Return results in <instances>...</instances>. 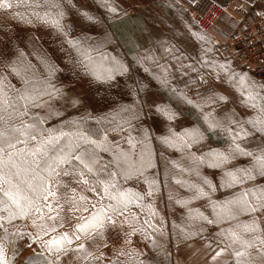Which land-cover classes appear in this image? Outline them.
Segmentation results:
<instances>
[{"label":"snow or ice","instance_id":"snow-or-ice-1","mask_svg":"<svg viewBox=\"0 0 264 264\" xmlns=\"http://www.w3.org/2000/svg\"><path fill=\"white\" fill-rule=\"evenodd\" d=\"M101 6L109 13L118 12L108 0H102ZM20 8L30 14L25 16L18 11ZM0 11L11 13L13 18L29 24L35 19L53 28L75 51L78 58L74 63L94 82L108 83L128 72V66L121 60L99 51L103 45L94 47L88 44L91 37L70 35L71 25L63 22L66 13L59 0H0ZM81 15L94 19L86 12ZM192 35L201 41L198 56L173 54L179 69L187 68L197 73V79L188 83L206 84V75H211L217 81L223 76L224 82L240 94L241 103L254 110V115L243 123L227 116L228 123L224 124L212 112H204L203 108L211 103H226L227 96L209 87L206 91L210 95L197 103L183 91L171 88L173 95L200 110L198 120L202 119L207 125L205 131L220 129L227 134L228 143L224 149L210 148L197 155L191 149L205 139V131L194 126L176 132L169 125L168 134L158 139L168 148L181 153V156L177 160L166 161L164 185L167 187L171 179L191 193L187 198L176 199L177 204L187 207L193 200H203L211 209L209 217L198 209L189 208L187 219L190 225L195 220L209 225H227L219 227V231L214 233L221 238L216 242L218 250L213 249L212 242L204 237V248L211 250L208 253L209 264H217L224 254L229 257L224 264H232L233 260L234 264H264V183L257 182L258 177L264 178V146L252 151L240 143L256 133L264 137V84L252 80L246 72H237L231 61L210 59V54L216 51L212 38L200 33ZM166 51L174 53L178 49L172 45ZM94 52L95 56L92 55ZM23 55L21 52L20 56ZM186 59H191L193 63H180ZM41 63L44 64L43 73L36 71L30 62L24 63L19 58L5 63V67L20 80L19 88L12 85L6 75H0V264H13L15 255L11 259L7 256L6 243L15 246L16 239L23 238L25 234L41 249L27 258L26 264H60L61 256L69 251L75 252L83 264H94L101 257L88 252L85 243H76L74 248L72 245L85 237H103L109 227L116 228L118 223L121 229L125 224L131 229L125 233L126 237L141 232L151 240L154 250L159 249L158 255L162 254L167 260L169 253L152 235L160 231L153 221L159 215L155 207V194L161 182L159 173L154 171L155 153L150 133L142 129L140 137L129 134V147L124 149L108 140L107 128L93 130L88 127L90 113L63 120L57 126H46L49 118L62 115L53 109L52 102L63 95V89L53 83L58 71L55 64L44 59ZM197 64L210 69V72L200 73ZM160 67L162 75L156 78L162 86L167 87V66ZM183 74L187 75L188 72ZM76 103L79 101L74 100L73 104ZM131 107L123 106L122 110L127 111ZM37 108L47 109V112L41 115L33 111ZM155 108L168 121L177 118V113L167 104H156ZM101 120L97 118V124ZM245 123L250 125L251 131L244 127ZM116 127H120V124ZM101 131L104 133L102 136ZM101 152L108 153L110 159L103 161ZM238 157L248 158L247 165L234 164ZM204 166L219 170L218 184L202 174L201 168ZM184 174L194 179H185ZM131 180H141L147 189L138 191L128 187ZM222 190L227 194L217 198L216 193ZM85 192L91 193L92 197L84 195ZM169 200H173L171 193ZM133 206L140 213H146V218L141 219L140 213H131ZM65 211L73 216L81 213L75 216L77 222L70 233L58 231L66 221ZM193 211H196V216L192 215ZM241 216H247L248 220L241 221ZM29 218L36 229L34 234L19 229L9 232L5 227V224ZM159 223L163 224V217H160ZM173 228L180 229L183 239L201 235L205 231L203 227L188 231L175 222ZM125 243L131 244V240L126 239ZM13 250L15 253V247ZM119 254L129 255L130 259L132 257V253H125L123 249ZM140 255L142 253H135L136 264H163L161 261L139 260ZM110 264L115 262L111 261Z\"/></svg>","mask_w":264,"mask_h":264},{"label":"rangeland","instance_id":"rangeland-1","mask_svg":"<svg viewBox=\"0 0 264 264\" xmlns=\"http://www.w3.org/2000/svg\"><path fill=\"white\" fill-rule=\"evenodd\" d=\"M59 2L66 13L64 24L71 25L70 35L72 37H91L87 43L94 47L103 45L99 51L107 52L110 56L121 60L128 66L127 74L118 76L115 80L104 84L94 82L74 63L78 58L75 51L68 46L65 38L53 28L39 23L35 19L29 24L13 18L11 13L0 11V75H6L8 81L19 88L20 80L5 67L6 62L19 58L24 63L30 62L39 73L44 72L42 59L55 64L58 71L55 72L53 83L56 87L63 89V95L52 102V107L62 115H54L49 118L46 126H57L63 120L90 113L88 127L93 130L107 128L108 140L124 149L129 147L127 144L129 134L140 137L141 130H147L151 135L152 148L155 153L156 169L154 171L159 173L161 182L159 191L155 194V207L159 215L153 221L160 231L153 232L152 235L169 253L167 260L162 254L158 255L159 249L154 250L151 240L146 239L141 232L126 237L125 233L130 232L131 229L127 224L123 225V229H121L118 223L116 228L109 227L103 237L98 235V241L93 243L92 255L101 257L94 264H110L111 261H114L115 264H136V252L142 253L138 259L145 262L161 261L163 264H178L177 258L186 248L192 244L206 243L204 237L209 238L213 249L217 248L216 242L221 238L215 236L214 233L219 231V227H227V225H209L202 220H195L190 225L187 219L189 208L198 209L209 217H211V209L206 206V202L203 200H193L187 207L176 203V199L187 198L191 193L175 184L171 179L168 181V186L165 187L164 167L166 161L179 159L181 153L174 148H168L158 139V137L168 134L169 125L176 132L194 126H199L201 131H205L207 127L202 119L198 120V117L201 116L200 110L173 95L170 91L173 87L183 91L197 103H201L204 97L210 95L206 91L209 87L227 96L226 103H211L203 108L204 112H212L224 124L228 123L227 116H232L235 120L243 123L248 117L254 115V110L241 103L242 97L234 87L224 82L223 76L217 81L211 75H206V84L188 83L189 80L197 79V73L191 72L187 68L179 69L177 61L173 59V54L179 56L181 53L189 57L198 56L201 41L192 33L210 35L197 28L190 13L176 8L177 6L171 2L108 0V3L118 9L116 14L109 13L106 8L102 7V0H59ZM18 11L25 16L30 14L24 8H20ZM82 12L88 13L94 19L86 18L81 15ZM211 38L215 43L216 51L211 53L209 58L221 62L231 61L237 72H245L236 66L232 54L218 40ZM172 45L178 51L174 53L166 51ZM21 52L24 54L22 57L20 56ZM92 55L95 56V52ZM180 63L187 65L193 61L186 59ZM162 65L167 66L168 69L169 84L167 87L162 86L156 78L162 75L160 67ZM196 66L200 69V73L210 72V69L201 67L199 64ZM183 72H188V74L184 75ZM249 77L257 83L264 84V80H257L250 75ZM74 100H78L79 103L74 105ZM156 104L169 105L177 113V118L173 121L166 120L156 112ZM129 105L132 107L127 111L122 110L123 106ZM33 111L44 115L47 109L37 108ZM97 118H102L100 124H97ZM124 121L128 122L124 123ZM117 124H120V127L117 128ZM232 127L235 128V125ZM244 127L251 131L250 125L245 123ZM113 128L116 130H112ZM103 134L101 131L100 135ZM227 143L228 136L220 129H216L214 132L205 131V139L194 144L191 151L200 155L210 148L224 149L227 147ZM240 143L249 150L255 151L264 146V137L256 133ZM100 155L103 157V161L110 159L108 153L101 152ZM233 163L238 166H246L248 158L238 157ZM201 172L212 179L214 183H219V170L204 166L201 168ZM183 178L194 179L187 174H184ZM257 182L264 183V178L258 177ZM127 186L138 191L147 189V185L143 184L141 180H131ZM169 193L173 196L171 201ZM226 194L227 192L222 190L216 193V197L222 198ZM84 195L92 197V194L88 192H85ZM130 212L140 213V210L133 206ZM196 214V211L192 212L193 216ZM79 215L81 213H76L73 216L65 211L66 221L58 231L70 233L73 225L77 222L75 216ZM140 215L141 219L146 218V213H140ZM160 217H163L162 225L159 223ZM240 220L246 221L248 217L241 216ZM174 222L185 227L188 231H194L200 227H203L205 231L201 235L183 239L180 229L173 228ZM57 223L60 222L57 221ZM5 227L9 232L19 229L25 233H32L31 218L13 221L10 225L5 224ZM126 239H130L131 244H126ZM76 243L80 242H74L73 248ZM6 249L10 259L15 255L13 264H26L27 258L33 256V254L30 255L31 251L39 252L41 250L38 244L29 240L27 234L23 238L16 239L15 246L6 243ZM121 249L125 253H132L131 259L129 255H120ZM53 259L55 260V257ZM60 264H83V261L77 258L75 252L69 251L61 256Z\"/></svg>","mask_w":264,"mask_h":264},{"label":"built area","instance_id":"built-area-1","mask_svg":"<svg viewBox=\"0 0 264 264\" xmlns=\"http://www.w3.org/2000/svg\"><path fill=\"white\" fill-rule=\"evenodd\" d=\"M242 18L231 17L234 27L220 43L233 56L236 66L257 80H264V11L254 15L244 13ZM226 18V12L217 7L198 6L193 20L199 30L211 34L217 22Z\"/></svg>","mask_w":264,"mask_h":264},{"label":"crops","instance_id":"crops-1","mask_svg":"<svg viewBox=\"0 0 264 264\" xmlns=\"http://www.w3.org/2000/svg\"><path fill=\"white\" fill-rule=\"evenodd\" d=\"M139 1V0H128ZM150 1V0H145ZM156 1V0H154ZM163 2L174 3L177 7L183 11H187L193 17V13L198 6L206 5L209 7H217L226 12V18L220 20L216 24V28L213 33L209 34L214 39L218 40L222 37L226 38L232 31L234 23L231 21V17L242 18L244 13L250 12L255 14L257 11H264V0H158ZM171 6V5H170ZM220 42V41H219ZM160 94V93H159ZM36 229L32 226V233L34 234ZM65 232V231H64ZM68 232V231H66ZM98 241V235L89 239L87 237L82 238L80 243H85L87 251L93 252L92 245ZM218 250V248H214ZM210 249H205L204 244H192L184 250L179 256L178 264H209ZM34 254V251L30 252V255ZM214 254V253H213ZM227 254L222 255L219 258L217 264H224L225 260H228ZM234 264V260L232 261Z\"/></svg>","mask_w":264,"mask_h":264}]
</instances>
